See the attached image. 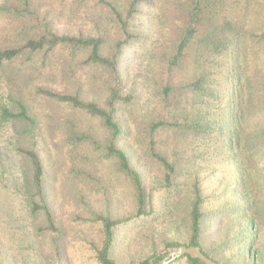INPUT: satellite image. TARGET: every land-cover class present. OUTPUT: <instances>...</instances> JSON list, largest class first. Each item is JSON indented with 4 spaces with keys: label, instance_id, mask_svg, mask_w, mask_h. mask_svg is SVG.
I'll return each mask as SVG.
<instances>
[{
    "label": "trees",
    "instance_id": "1",
    "mask_svg": "<svg viewBox=\"0 0 264 264\" xmlns=\"http://www.w3.org/2000/svg\"><path fill=\"white\" fill-rule=\"evenodd\" d=\"M147 8L148 16L142 14ZM64 11L76 26L59 33L54 25ZM141 15L149 17L146 31ZM0 19L9 21V34L0 32V189L20 208V231L32 239L37 264L61 263L64 230L48 200L40 123L19 90V75L27 72H54L67 83L57 91L34 79L30 89L35 98L68 110L65 130L75 189L90 191L89 185L101 183L114 188L116 182L129 188L132 207L125 216L95 210L85 191L79 196L87 220L102 235L100 245L87 248L95 264H120L113 252L121 227L155 226L176 215L158 235L165 248L199 247L223 264L204 248L205 223L212 214L231 220L227 233L235 235H227L224 246L242 242L247 262L252 264L257 254L258 264H264V245L257 247L264 231V0H0ZM141 52L151 78L139 74L149 80L151 92L128 91L126 66ZM250 59L257 81L245 72ZM87 82L99 89L100 99L86 98ZM226 82L231 86L224 87ZM249 108L255 109L252 117ZM124 113L130 115L147 164L136 157L135 163L121 146L130 132L121 122ZM215 132L238 177L237 185L224 187L221 207L209 215L205 175L194 167L206 154L197 153V147H206ZM188 149L192 158L178 155ZM178 159H186L181 170ZM152 167L161 175L149 187ZM182 172L189 192L172 211L169 200L178 195ZM232 191L236 198L228 196ZM160 192L164 196L158 200ZM181 208L186 214L184 243L175 239ZM42 237H48L52 258L40 249ZM162 260L154 251L128 264ZM173 264L204 263L185 256Z\"/></svg>",
    "mask_w": 264,
    "mask_h": 264
},
{
    "label": "rangeland",
    "instance_id": "2",
    "mask_svg": "<svg viewBox=\"0 0 264 264\" xmlns=\"http://www.w3.org/2000/svg\"><path fill=\"white\" fill-rule=\"evenodd\" d=\"M150 11L151 9L147 8L143 10L142 14H147L148 16ZM143 15H141L140 18L143 29L146 31L148 28L146 22L149 17L142 19ZM72 20L70 14L64 11V14L57 17L54 29L59 33L73 31L76 24H74ZM8 24V20L0 19V32H4V35L9 34ZM150 34L153 35L151 31ZM145 55L144 52L139 53V55L135 57V63L126 66L128 68L126 72L127 75L125 74L129 88L128 91L142 92L144 88L148 92L153 90V86L150 84L149 80L144 81V78L139 74L144 72L143 75H145V77L151 78V76L145 73V70L149 69L146 67L147 59ZM251 61V59L248 61L249 63L245 67V72H247L248 75L250 74L254 81H257V79L253 78L255 68L251 66ZM148 71H151V69ZM129 75H131V80ZM19 78L20 81H22V85L19 87V90L23 93L22 97L29 105L31 113L35 115L40 123L41 151L48 168V200L64 230V237L59 241L62 249L60 264H95L90 259V252L87 248H89V244L91 243L100 245L102 235L99 226L87 220L89 216L86 215V210L80 205L79 196L85 191L87 202L95 210H109L112 215L125 216L132 207L129 188H127L124 183L120 184L116 182L114 188L110 185L101 183L89 185L88 188L91 189L90 191L84 188L75 189L76 180L70 166V145L68 134L65 130L68 110L55 103L35 98L30 89L31 81L37 79L48 82L49 86L57 91H63L67 88L65 79H62L54 72L46 75H37L35 72H27V74H20ZM229 86H231V83H224V87L227 88ZM84 92L87 99L101 98L99 89L92 87L88 82L84 86ZM225 103L226 99H224V104ZM254 110L255 109L251 108L248 110L251 117ZM129 116L128 113H124L122 116V125L125 130L129 129L130 132L121 140V146L132 153L133 161L136 163L135 157L137 159H144V157L142 147L138 144L136 138L134 125L129 119ZM209 140L206 147L205 145L197 147V153L206 154H204L203 160L195 164L194 168L201 169L203 176L205 175L203 185L205 188V195L208 197L206 211H208L210 215L212 213L211 211L221 207L224 201V187L228 186V189H230L231 183L237 185L238 173L219 133L215 132L212 134ZM178 155L192 158L193 150L188 149V151H180ZM178 160L177 168L181 170L186 164V159L184 161ZM144 162L146 163L145 159ZM158 174L161 175V172L152 167L147 181L149 187L156 184L155 178ZM177 183L179 186L178 195L169 200L171 206L170 210L172 211H175L176 205H182V199L189 192V182H187L186 175L183 172L182 177ZM255 189L259 198L260 189L258 184H256ZM163 196L164 194L162 192L156 193L157 199ZM228 196L236 198L237 192L232 191ZM171 200L173 203L170 202ZM19 209V206L11 199H8L7 194H4L0 189V264H37L36 261H40V259L36 258L35 251L30 249L32 239L27 236L29 234L24 229L22 233L20 231V227L23 224H21L20 221L21 213ZM179 213L181 227L175 239L180 241V243H184V239L186 238V214L182 208ZM9 214H11L12 218L9 217ZM76 215H79L81 218L76 220ZM176 217L177 215L174 217L168 216L165 220L155 222V226H152L153 224L143 226L142 224L133 228L123 226L118 229V241L113 252L117 261L120 264L143 261L154 251L163 255L164 258L171 249L178 246L165 248L162 242L163 237H159L158 235L160 231L168 229L170 223L172 220L176 219ZM230 221L231 220L225 217L224 214L218 217L212 214V216L206 219L203 239L204 248L223 264H249L245 254L242 253V242H234L228 246H224L223 241H226L228 238L227 235H230L229 238L235 235L234 232L232 234L227 233V227ZM235 229V231H238V226H236ZM165 236L172 237L173 233L167 232ZM40 239L41 251L52 258L53 256L49 248L48 237H42ZM259 240L260 242L257 244L258 248L264 245V231L261 232V238H259ZM258 259L259 256L255 254L252 264H258Z\"/></svg>",
    "mask_w": 264,
    "mask_h": 264
},
{
    "label": "water",
    "instance_id": "3",
    "mask_svg": "<svg viewBox=\"0 0 264 264\" xmlns=\"http://www.w3.org/2000/svg\"><path fill=\"white\" fill-rule=\"evenodd\" d=\"M185 256L200 260L204 264H217L212 259L208 258L199 247L187 246H178L171 249L159 264H173L178 259Z\"/></svg>",
    "mask_w": 264,
    "mask_h": 264
}]
</instances>
